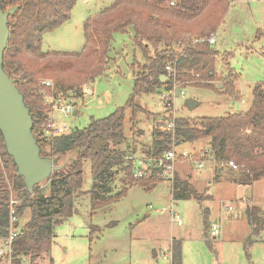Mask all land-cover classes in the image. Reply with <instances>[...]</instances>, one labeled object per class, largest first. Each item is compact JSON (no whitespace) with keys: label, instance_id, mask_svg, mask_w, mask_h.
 Segmentation results:
<instances>
[{"label":"rangeland","instance_id":"1","mask_svg":"<svg viewBox=\"0 0 264 264\" xmlns=\"http://www.w3.org/2000/svg\"><path fill=\"white\" fill-rule=\"evenodd\" d=\"M112 1L77 0L69 20L43 35L41 51L81 53L87 44L85 22L96 17L101 9L109 7ZM211 8L212 4H209L203 13L206 19L212 13ZM205 21L197 23L192 33L173 37L170 43L164 41L157 47L147 46L148 53L155 56L169 49L180 54L187 45L211 34L216 37L212 48L230 55L227 63L233 75L225 68V60L217 59L212 89L195 86L200 83L198 81L181 85L174 83L170 89L171 81L165 80L166 85L138 97V103L152 116L139 115L135 127H132L130 111L125 110L127 145L122 147L124 163L115 167L116 175L107 185L109 191L106 193L112 196L126 189V194L92 211L88 193L95 181L90 163H84L83 185L74 196L72 216L56 228L50 252L34 262L23 258L21 264H171L173 240L181 244V264H264V230L260 235L261 241L248 245L246 241L251 227L244 212L247 208L257 207L264 214V178L251 186H236L230 182L229 173H236L238 168L233 170L216 164L209 157L204 166L197 169L179 158L172 164V175L187 184L198 199L173 200L172 180L166 181L162 177L163 182L150 191L138 185H125L134 159L151 157L155 130L161 133L173 131L174 127L170 129L168 124L176 119L196 122L199 118L245 113L251 106L253 87L264 82V0L231 2L217 28ZM110 57L112 62L104 68V74L84 83L92 89L93 96L85 98L79 115L64 119L56 113L57 120L63 119L67 123L69 133L87 127L91 119L105 118L123 108L132 94L133 80L145 58L133 44L131 31L114 34ZM171 66L172 63L167 64V72ZM190 75H193L192 79H200L196 73L191 72ZM235 76L231 94L226 91V85ZM47 79L56 81L54 78H40L38 83ZM174 87L180 89V95L168 92ZM162 93L168 97L169 107H164L160 98ZM187 100L196 106L188 109ZM207 143L198 141L177 145L172 138L169 146L176 154L194 152L198 155L199 151L208 149ZM217 171L221 175L219 182L214 181ZM39 190L48 194L45 183L39 185ZM11 196L17 198L16 192L12 191ZM171 212L178 215L180 226L171 221ZM29 218V210L25 209L19 225L23 227ZM214 224L222 227L221 235L216 238L210 236V227Z\"/></svg>","mask_w":264,"mask_h":264},{"label":"trees","instance_id":"2","mask_svg":"<svg viewBox=\"0 0 264 264\" xmlns=\"http://www.w3.org/2000/svg\"><path fill=\"white\" fill-rule=\"evenodd\" d=\"M77 0H3L4 11L16 8L8 18L9 39L3 57V69L14 80L16 87L23 94L24 102L32 115V133L37 139L41 155L64 165L45 181L48 194L34 187L30 195L25 190L23 181L18 177L11 158L6 154L0 135V237L7 234L9 225V198L16 192L20 205L17 215L29 210V221L20 230L19 237L13 243L15 261L21 264L23 258L34 262L43 254H48L53 243L56 228L72 216L73 201L76 192L82 189L83 165L90 163V170L95 183L88 195L91 210L111 204L126 194V189L107 196L110 184L116 175L115 167L124 163L123 146L127 145L124 134L125 110L130 111L129 123L135 127L137 117L152 115L136 100L141 95H148L158 87L166 85L160 77L181 85L186 82H200L195 86L212 89L215 80V62L224 59L228 68L229 54H221L204 42L187 45L180 54L165 50L150 56L147 46L157 47L162 42H171L181 33H192L194 26L204 20L217 28L229 4L235 0H113L99 14L84 24L87 44L81 53L62 54L42 52V37L54 31L70 18ZM171 3L173 5L168 6ZM212 4V13L207 16L205 9ZM197 19V21H196ZM204 22V23H205ZM132 32V41L142 52L145 63L139 67L133 80L132 94L125 106L111 115L93 120L83 129H75L67 135L45 137L48 107L41 95L40 78H54L55 91L76 89L85 82H91L105 72V67L112 62L114 34ZM259 33V32H258ZM211 35V34H210ZM210 35L202 36L208 39ZM172 63L168 76L166 67ZM134 64V63H133ZM133 65H131L132 68ZM135 66V65H134ZM196 73L200 79H192ZM230 76V75H229ZM230 79L226 91L233 93ZM177 145L207 141L216 164L226 165L232 161L238 167L236 173L230 172V182L239 186H251L264 178V82L252 89V102L249 110L240 114H227L218 118H199L196 122L176 119L174 129L169 133L154 131L150 156L159 160L170 150L172 141ZM126 169H130L126 166ZM154 169L149 177L134 179L131 171L127 172L126 186L138 185L150 191L156 184L163 182ZM217 171L214 181L218 182ZM152 186V187H151ZM173 200L198 199L195 192L177 176L171 181ZM208 198V197H207ZM251 234L248 245L261 241L264 230V214L257 207L245 210ZM171 264H181V244L173 240L171 244Z\"/></svg>","mask_w":264,"mask_h":264},{"label":"built area","instance_id":"3","mask_svg":"<svg viewBox=\"0 0 264 264\" xmlns=\"http://www.w3.org/2000/svg\"><path fill=\"white\" fill-rule=\"evenodd\" d=\"M171 5H173L171 3ZM209 44H214L215 37L211 36L207 40L199 39L195 42H204ZM171 70L169 69L168 76ZM41 95L44 104L48 107L46 111L47 122L43 130L45 137L51 136H61L67 135L69 133V127L65 120H57L55 115L59 113L64 119L77 116L80 113V107L84 105L85 98L87 96H93L92 89L87 87V84H83L79 87V94L77 96L76 89L69 91H55L54 82L52 80H40ZM168 92L174 93V89ZM164 107H169L168 97L165 93L160 96ZM167 100V101H164ZM174 122L168 124V128L173 129ZM209 157H212V151L206 149L204 151H199L198 155L194 152H182L176 154L173 150L166 152L163 157L159 160H155L152 157L148 158H135L132 165V177L134 179H144L149 177L154 169L161 170V173L156 172V176H160L163 179L172 180V164L179 158H183L184 161L194 165L197 169H201L204 163ZM132 159V157H131ZM227 167L236 170L238 167L232 161L226 164ZM9 225L7 229V234L0 237V263L12 264L15 261L13 255V243L19 237L20 230L22 227L19 225L20 217L17 215V207L20 205V201L13 198L10 193L9 198ZM171 209V208H170ZM230 210V208H228ZM171 221L175 222L178 226L181 225V221L175 212H171ZM221 235V226L219 224H214L210 227V236L212 238L219 237ZM168 259L167 256H164Z\"/></svg>","mask_w":264,"mask_h":264},{"label":"water","instance_id":"4","mask_svg":"<svg viewBox=\"0 0 264 264\" xmlns=\"http://www.w3.org/2000/svg\"><path fill=\"white\" fill-rule=\"evenodd\" d=\"M2 2L0 0V135L6 154L11 158L25 190L31 195L34 187L47 181L64 165H58V161L41 155L37 139L32 133L30 109L14 80L3 69V57L9 39L8 18L16 8L4 11ZM159 79L164 83L166 77L161 76ZM175 95H180L178 88ZM186 106L192 109L196 104L187 100Z\"/></svg>","mask_w":264,"mask_h":264},{"label":"crops","instance_id":"5","mask_svg":"<svg viewBox=\"0 0 264 264\" xmlns=\"http://www.w3.org/2000/svg\"><path fill=\"white\" fill-rule=\"evenodd\" d=\"M104 9V8H103ZM103 9H101V10H103ZM216 38V37H215ZM208 144V143H207ZM187 181V179H185V182ZM188 182V181H187ZM219 182V181H218ZM236 186H239V185H236ZM246 201V200H245ZM171 208H172V206H170ZM244 212H245V210H244ZM220 226H221V224H219ZM221 229H222V227H221Z\"/></svg>","mask_w":264,"mask_h":264},{"label":"bare ground","instance_id":"6","mask_svg":"<svg viewBox=\"0 0 264 264\" xmlns=\"http://www.w3.org/2000/svg\"><path fill=\"white\" fill-rule=\"evenodd\" d=\"M212 36H214V35H212ZM210 37H211V36H210ZM210 37H209V38H210ZM214 37H215V36H214ZM205 40H207V39H205ZM210 45H211V44H210ZM173 89H174V93H175V90L177 89V87H174ZM179 90H180V89H179Z\"/></svg>","mask_w":264,"mask_h":264}]
</instances>
